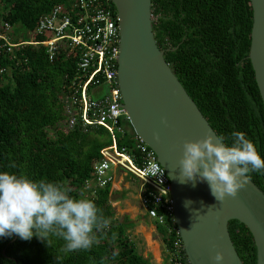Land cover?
Instances as JSON below:
<instances>
[{
    "label": "trees",
    "instance_id": "1",
    "mask_svg": "<svg viewBox=\"0 0 264 264\" xmlns=\"http://www.w3.org/2000/svg\"><path fill=\"white\" fill-rule=\"evenodd\" d=\"M68 2L0 0V9L6 21L23 31L32 30L52 5ZM150 10L157 16L152 30L158 46L162 49L165 43L171 48L165 52L166 63L217 136L226 137L225 143L230 144V134L241 131L264 158V110L248 58V0H150ZM68 48L66 43L48 58L44 45H26L17 55L19 64L0 57L5 68L0 73V171L56 183L73 197L83 194L109 224L97 232L99 243L89 250L65 251L64 241L55 236L49 238V245L36 236L30 240L15 234L0 237V264H152L128 236L134 219L126 212L114 216L111 200L123 194L109 184L92 196L82 188L90 177L91 163L102 157L101 150L111 140L103 126L65 124L64 85L75 75L77 61ZM122 143L130 144V140L119 137L116 145ZM250 176L264 192V174ZM158 226L162 247L170 248L175 236L174 229L167 230L170 221ZM227 231L242 264H256L248 229L229 220Z\"/></svg>",
    "mask_w": 264,
    "mask_h": 264
},
{
    "label": "water",
    "instance_id": "2",
    "mask_svg": "<svg viewBox=\"0 0 264 264\" xmlns=\"http://www.w3.org/2000/svg\"><path fill=\"white\" fill-rule=\"evenodd\" d=\"M110 2L118 19L120 50L116 80L122 105H114L125 108L133 131L154 151L168 178L173 222L187 263L242 264L227 231V221L237 220L252 236L256 264H264V192L249 181L236 197L220 202L207 181L180 182L183 142L208 134L215 140L217 134L166 63L153 35L150 0ZM248 3V58L264 110V0ZM217 252L222 261L213 259Z\"/></svg>",
    "mask_w": 264,
    "mask_h": 264
},
{
    "label": "built area",
    "instance_id": "3",
    "mask_svg": "<svg viewBox=\"0 0 264 264\" xmlns=\"http://www.w3.org/2000/svg\"><path fill=\"white\" fill-rule=\"evenodd\" d=\"M4 14L5 11L0 9L1 58L7 57L19 64L21 60L17 55H21L24 47L30 44L44 45L48 58L66 43L69 52H75L76 73L64 85L67 90L63 97L65 124L67 127L77 122L83 126H103L111 140L110 145L101 150L102 157L91 163L90 177L82 183L86 194H96L117 177L133 175L139 181L138 199L143 215L156 225L169 220L168 232L174 229L171 247L162 249L163 264H186L173 222L168 178L154 151L133 129L127 133L128 130L121 127V122L129 121L127 111L123 106L114 105H122L116 80V59L120 50L118 19L110 0H69L67 5L56 3L39 17L32 30H23L27 37L16 33L14 26L3 18ZM42 34L45 38H36ZM3 71L5 68L0 65V73ZM122 136L129 139L130 144L116 145V140ZM155 166L159 167L158 173Z\"/></svg>",
    "mask_w": 264,
    "mask_h": 264
},
{
    "label": "clouds",
    "instance_id": "4",
    "mask_svg": "<svg viewBox=\"0 0 264 264\" xmlns=\"http://www.w3.org/2000/svg\"><path fill=\"white\" fill-rule=\"evenodd\" d=\"M228 139L230 144L224 136L214 140L208 134L185 140L179 161L180 182L207 181L212 195L223 202L226 196H237L251 180L250 173L264 174V158L243 132L233 131ZM155 167L158 173L159 167ZM69 191L44 179L0 171V237L15 234L30 240L36 236L49 245V238L55 236L64 241L65 251L91 249L99 243L97 232L109 221L92 199L83 194L73 197ZM213 259L222 261L223 254L217 252Z\"/></svg>",
    "mask_w": 264,
    "mask_h": 264
},
{
    "label": "rangeland",
    "instance_id": "5",
    "mask_svg": "<svg viewBox=\"0 0 264 264\" xmlns=\"http://www.w3.org/2000/svg\"><path fill=\"white\" fill-rule=\"evenodd\" d=\"M157 16L151 15V20L154 22ZM14 31L17 33L19 32L21 36H25L23 31L19 29L17 26L14 27ZM27 37V36H25ZM91 94V93H90ZM90 97L94 99V95L91 94ZM121 127H125L129 133L132 129V126L127 122H121ZM131 128V129H130ZM115 132L114 134H116ZM106 136L110 139V134L106 133ZM109 146V145H108ZM112 170H115L110 165ZM111 173V172H110ZM118 171H116V175ZM113 191L121 192L123 195H116L115 199L112 198L111 200V207L114 211V216H119L122 212H126L130 218L134 219V224L127 229L128 236L131 240H133L136 250L144 257L150 260L152 264H163V247L161 245V241L159 239V226L156 225L151 219L145 217V215H141V206L138 199L139 194V181L131 174L123 175L121 178H115L113 183L111 184ZM145 227L146 231H144L143 227ZM153 228L154 232L149 233V231ZM135 229L144 231L143 235L136 236L133 232ZM132 230V232H131ZM150 237V242L148 241L146 235ZM155 242L157 244L158 254L155 253L154 247L155 245L152 244ZM161 245V246H160Z\"/></svg>",
    "mask_w": 264,
    "mask_h": 264
},
{
    "label": "crops",
    "instance_id": "6",
    "mask_svg": "<svg viewBox=\"0 0 264 264\" xmlns=\"http://www.w3.org/2000/svg\"><path fill=\"white\" fill-rule=\"evenodd\" d=\"M141 213V215H143V213H142V211L140 212ZM130 217V216H129ZM142 226V225H141ZM143 227V226H142ZM143 229H144V231H146V229H145V227H143ZM144 231H139V230H137V229H135L133 232L136 234V236H139V235H143V237H144ZM131 232H132V230H131ZM154 232V230H153V228L149 231V233L151 234V233H153ZM146 237H147V239H148V241H149V243H150V237L148 236V234L146 235ZM153 243H155V242H153ZM154 250H155V253H156V248L154 247Z\"/></svg>",
    "mask_w": 264,
    "mask_h": 264
},
{
    "label": "flooded vegetation",
    "instance_id": "7",
    "mask_svg": "<svg viewBox=\"0 0 264 264\" xmlns=\"http://www.w3.org/2000/svg\"><path fill=\"white\" fill-rule=\"evenodd\" d=\"M164 18H165V17L162 16V17H161V20H164ZM164 44H165V43H163V48H162V49L164 50V55H165V52H167V51L170 50L171 48L165 46ZM168 65L171 67L170 63H168ZM171 69L173 70L172 67H171ZM173 73H174V70H173ZM174 75H175V73H174Z\"/></svg>",
    "mask_w": 264,
    "mask_h": 264
},
{
    "label": "bare ground",
    "instance_id": "8",
    "mask_svg": "<svg viewBox=\"0 0 264 264\" xmlns=\"http://www.w3.org/2000/svg\"><path fill=\"white\" fill-rule=\"evenodd\" d=\"M150 243H151V242H150ZM152 244L155 245V248H156V254H158V250H157V247H158V246H156L157 244H155V243H153V242H152Z\"/></svg>",
    "mask_w": 264,
    "mask_h": 264
}]
</instances>
